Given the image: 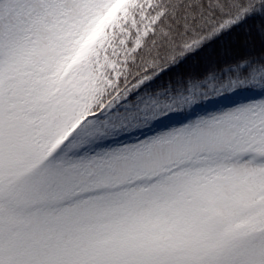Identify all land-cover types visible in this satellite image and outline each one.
<instances>
[{"label":"snow or ice","instance_id":"obj_1","mask_svg":"<svg viewBox=\"0 0 264 264\" xmlns=\"http://www.w3.org/2000/svg\"><path fill=\"white\" fill-rule=\"evenodd\" d=\"M253 17L0 0V264H264V23L259 54L157 83Z\"/></svg>","mask_w":264,"mask_h":264},{"label":"trees","instance_id":"obj_2","mask_svg":"<svg viewBox=\"0 0 264 264\" xmlns=\"http://www.w3.org/2000/svg\"><path fill=\"white\" fill-rule=\"evenodd\" d=\"M262 23L264 22H261L258 17L249 18L245 26L223 35L217 42L207 47L204 52L196 54L194 60L182 63L176 68L169 69L167 73L161 75L157 83L165 86L171 78L173 85H175L176 80L174 78L177 74L187 76L189 71H191L199 76L208 67L209 63L222 66L224 62L235 59L240 55L249 53L259 54V46L253 49L245 44V39L250 32H258Z\"/></svg>","mask_w":264,"mask_h":264},{"label":"rangeland","instance_id":"obj_3","mask_svg":"<svg viewBox=\"0 0 264 264\" xmlns=\"http://www.w3.org/2000/svg\"><path fill=\"white\" fill-rule=\"evenodd\" d=\"M240 99H241V97L236 96V100L233 101V102L239 101ZM233 102H231L229 99H227V100L221 101L220 103L230 104V103H233ZM216 106H217L216 104L210 103V104L206 105L205 107L210 109V108H215Z\"/></svg>","mask_w":264,"mask_h":264}]
</instances>
